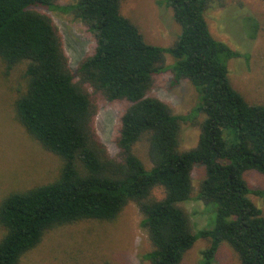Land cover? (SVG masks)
Segmentation results:
<instances>
[{"label":"trees","instance_id":"obj_1","mask_svg":"<svg viewBox=\"0 0 264 264\" xmlns=\"http://www.w3.org/2000/svg\"><path fill=\"white\" fill-rule=\"evenodd\" d=\"M264 2V0H261ZM122 0H0V58L11 71L27 64L25 89L15 102L17 118L45 150L63 161L54 182L8 195L0 206V264H19L45 233L84 220H115L135 202L153 250L151 264H181L200 239L210 245L200 264H214L223 243L240 264H264V215L252 199L262 192L245 180L248 171L264 176V105H252L231 84L229 62L241 57L217 40L206 20L210 0H164L180 26L173 46L147 43L139 27L121 13ZM72 15L95 39L94 53L72 72L62 35L45 11ZM251 39L256 38L258 23ZM174 63L166 65L165 56ZM188 80L198 102L187 115H175L149 96L156 76ZM87 87L110 102L130 105L121 119V160L99 142L97 106ZM201 123L198 145L180 151L182 124ZM146 140L153 167L148 170L134 147ZM205 167L198 200L215 204L212 229L193 231L179 204L192 199V173ZM161 187L164 198L151 199Z\"/></svg>","mask_w":264,"mask_h":264},{"label":"rangeland","instance_id":"obj_2","mask_svg":"<svg viewBox=\"0 0 264 264\" xmlns=\"http://www.w3.org/2000/svg\"><path fill=\"white\" fill-rule=\"evenodd\" d=\"M164 0H122L121 13L136 24L147 43L169 48L173 46L180 26ZM77 0H59L61 5L75 4ZM58 27L64 42L65 52L72 72L78 78L81 63L91 56L96 42L86 26L72 15L57 11H45ZM258 23L255 39H251L254 24ZM212 35L226 43L241 57L229 62V77L232 86L252 105H264V2L261 0H210L206 12ZM167 66L174 63L165 56ZM27 64L8 71L0 58V206L3 200L15 192H24L54 182L60 176L63 161L48 152L33 138L17 118L15 102L25 89L23 78ZM97 106L94 129L99 142L109 156L121 160L118 138L121 119L129 107L125 101L110 102L92 87H87ZM149 96L167 104L175 115H187L198 102L194 86L183 80L173 85L172 73L165 72L155 77ZM201 115L195 125L182 124L180 151H188L198 145L201 134ZM149 146L142 140L134 147L135 154L146 169L153 163ZM206 177L205 167L196 165L192 173V199L179 204L190 219L193 231L212 229L215 225L216 206L198 200L200 186ZM245 180L252 190L262 196L251 197L264 215V176L248 171ZM165 196L161 187L155 188L151 199ZM143 214L135 202H130L121 214L112 221L84 220L56 227L47 231L42 242L28 251L19 264H151L145 255L153 250L147 230L141 227ZM6 230L0 226V239ZM210 245L200 239L186 253L181 264H200L202 251ZM239 255L223 243L214 264H240Z\"/></svg>","mask_w":264,"mask_h":264}]
</instances>
